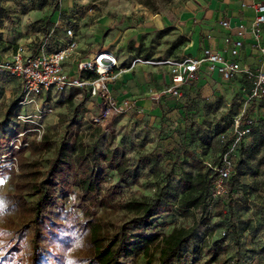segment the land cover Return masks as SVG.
Here are the masks:
<instances>
[{"label":"rangeland","instance_id":"rangeland-1","mask_svg":"<svg viewBox=\"0 0 264 264\" xmlns=\"http://www.w3.org/2000/svg\"><path fill=\"white\" fill-rule=\"evenodd\" d=\"M187 1L0 0V61L10 59L15 47L2 38L9 34L3 30L14 34L18 15L62 7L66 8L64 17L74 19L78 26L75 31L80 49H86L82 57L97 44L109 48L123 63L136 57L142 61L181 58L190 43V27L180 20ZM103 17L116 22L106 32L98 26ZM152 22L155 27L145 26ZM32 24L31 33L38 42L40 24ZM64 29H58L56 36L62 37ZM36 45L34 40L22 43L32 51L37 50ZM130 67L131 63L124 64L116 72L129 73ZM152 67L142 64L137 73L149 79ZM238 86L240 83L233 88L223 85L228 94L224 100H205L195 92L183 91L177 99L146 91L145 97L152 103L149 108L129 110L93 125L90 117L97 113L98 101L85 94H75L74 90L63 95L27 96L18 80L0 75V264H28L29 219L42 188L53 198L52 219L64 212L80 220L98 216L101 209L97 201L103 195L111 196L116 208L105 217L113 229H123L133 243L134 254L121 259L120 264H146L149 257L156 264V238L174 227L191 226L193 220L165 213L154 217L139 234L124 224L129 216L120 205L156 197L175 203L181 175L205 173L207 164L221 152L218 133L228 129L233 118L246 109L243 94L247 90L242 93ZM44 133L53 143L52 150L19 151L31 141H39ZM246 143L239 153L235 189L223 203L213 198L204 209L192 212L198 225L193 240L184 248L181 264H235L236 253L238 264H264V120L256 122L252 139ZM58 148L59 162L53 176L45 181ZM226 202L231 203V210L225 207ZM204 219H208L207 224L200 225ZM230 223L238 229L237 248L229 240L225 242ZM12 245L18 248H11L14 257L9 260ZM214 248L222 251L209 263ZM77 255L79 249L71 253Z\"/></svg>","mask_w":264,"mask_h":264},{"label":"built area","instance_id":"built-area-1","mask_svg":"<svg viewBox=\"0 0 264 264\" xmlns=\"http://www.w3.org/2000/svg\"><path fill=\"white\" fill-rule=\"evenodd\" d=\"M253 8L255 16L249 30L243 24L238 25L235 38H224L223 53L206 47L197 57L166 58L155 63L168 68L170 86L164 94L177 99L183 96L184 87L194 85L204 75H217L231 87L240 83L238 87L242 93L247 90L243 94L246 109L233 118L228 129L218 134L221 152L216 163L207 164L215 172L214 197L226 194L225 182L232 172L237 149L248 138L256 122L264 120V31L261 28L264 24V3L255 2ZM221 26L228 28L229 24L223 21ZM247 34L249 47L258 56L255 67L243 61ZM138 63L142 61L136 59L132 65ZM116 68V58L107 49L80 57L73 27H66L62 37H54V34L48 37L37 51L18 46L10 59L0 61V74L18 80L27 96L63 95L75 90L98 101V111L90 117L93 125L134 108L130 101L118 102L110 94L108 81ZM217 97L221 99L224 95Z\"/></svg>","mask_w":264,"mask_h":264},{"label":"trees","instance_id":"trees-1","mask_svg":"<svg viewBox=\"0 0 264 264\" xmlns=\"http://www.w3.org/2000/svg\"><path fill=\"white\" fill-rule=\"evenodd\" d=\"M17 47L18 45L13 47L12 54ZM75 94H78V91ZM255 127L256 124L252 127L248 138L237 149L232 172L225 182V195L213 196L215 172L207 166L205 173L197 171L195 174L183 173L181 175L179 198L175 203L156 197L151 200H130L120 205L121 209L129 216L124 224L130 225L132 230L139 234L150 226L154 217L165 213H175L184 219L191 218L193 220L191 226L174 227L168 234H162L156 238L154 245L158 252L156 264H181L184 260V248L193 240L198 225L192 217V212L204 209L213 198L223 203L225 197L235 189L238 182L239 153L246 148V142L252 139ZM22 130L19 132L21 133ZM30 149L48 152L53 149V143L49 135L44 133L39 141H31L19 151L24 152ZM60 150V148L55 150V155L46 170L45 181L53 176L54 169L59 162ZM217 159L212 164L216 163ZM114 168L119 170V166L114 165ZM112 201V197L109 195L100 197L97 205L100 207L101 213L87 220H80L78 216L70 212L58 213L52 219L53 198L42 188L32 206L29 219L31 231L28 238L31 246L28 255H26L28 264H120L121 259L130 258L134 254L130 237L121 228L113 229L112 223L105 217L107 211L116 208ZM225 207L228 210L232 209L229 202H226ZM207 222L208 219H204L200 225H205ZM225 235L226 233L223 232L222 236ZM226 240H229L235 248L238 247V229L233 223L229 224L225 242ZM11 248H18V246L12 245L8 249L9 260L14 257ZM77 249H79L80 255L71 256V253ZM221 251L217 248L212 249L209 253V263L215 262ZM234 262L235 264L239 263L238 253L235 255ZM146 264H154L151 257L146 260Z\"/></svg>","mask_w":264,"mask_h":264},{"label":"crops","instance_id":"crops-1","mask_svg":"<svg viewBox=\"0 0 264 264\" xmlns=\"http://www.w3.org/2000/svg\"><path fill=\"white\" fill-rule=\"evenodd\" d=\"M258 1H262L264 3V0H188L186 4V11L182 13L180 20L182 23L190 27V43L183 49L184 54L182 57H197L201 54L202 49L206 47L223 53L224 38L227 36L230 38H235V29L238 25L243 24L247 31L249 30L255 16L253 5ZM65 10L66 8L62 7L60 9L54 8L49 12L31 11L23 15H18L19 22L18 24L14 25V34H11L12 31L3 30L6 33L8 31L9 34H6V36L2 38V41L5 43H10L14 46H22L23 42L30 44V42L34 40V42L37 44L36 46L38 50L40 44L43 43L48 37L52 36L53 34L54 37H58L55 34V32H58V29L73 27L75 30L76 27H78L74 19L70 17H64L62 12ZM35 21H38V24H40L39 28L37 29L39 38L38 42L35 41V33H31V28L34 26L32 23ZM223 21L228 22V28L221 26ZM114 25H116V22L109 17L101 18L98 24V26H100V31L103 32H106ZM145 26L147 28H153L155 27V23L152 22ZM137 27L140 28L141 25H138ZM261 28L264 31V24L261 26ZM127 32L128 30H126L124 33L126 34ZM76 37L79 42L77 33ZM249 43V34H247L246 44L244 46L243 61L251 67H255L257 66L258 56L250 49ZM96 45L97 44L92 45L93 49L83 57H86L99 49H107L110 51L109 48L105 46L100 48ZM80 46L81 45L79 44V54L80 57H82V53L86 49L85 46L84 48L80 49ZM110 52L116 58L117 68L114 70L115 76H113L112 79L108 81V88L110 90L111 96L116 101L121 102L123 100H128L134 106V111H138L140 109L145 110L152 104L151 101L145 97L146 91L150 92L152 95L159 93L164 94V92L170 86L168 68L163 65L155 64L161 60L142 61L140 58L136 57L123 63L120 59L118 60L114 52ZM166 58L175 57L168 56L163 59ZM136 59L141 60L142 63L132 65L133 61ZM129 63H131L130 69L127 70L129 73L116 72L120 66ZM142 64H150L154 66L151 68V75L149 76V79L143 78L137 73L139 70H141ZM223 85L229 86L227 83H223L217 77V75H213L211 77L204 75L194 85L190 87H184L183 91L190 94L195 92L196 94L201 95V97L204 99L205 97H208V100L211 97L218 98L217 96L224 95V98H221L224 100L228 97V94L224 90L225 88H223Z\"/></svg>","mask_w":264,"mask_h":264}]
</instances>
